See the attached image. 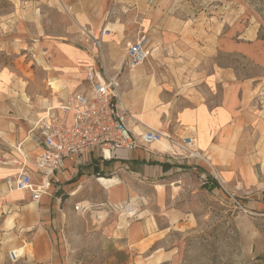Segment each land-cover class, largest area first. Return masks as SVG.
Wrapping results in <instances>:
<instances>
[{
  "label": "rangeland",
  "instance_id": "374dc122",
  "mask_svg": "<svg viewBox=\"0 0 264 264\" xmlns=\"http://www.w3.org/2000/svg\"><path fill=\"white\" fill-rule=\"evenodd\" d=\"M147 5L156 10L161 27L143 34L148 58L135 78L123 67L118 80L128 75L132 95L144 96L149 101L145 107L158 117L165 109L162 103L194 93L193 88L176 87L194 85L215 106L225 92L236 104L240 86H253L242 157L247 155L248 165L259 173L257 163L264 164V42L257 41L256 34L264 22V0H149ZM70 21L44 1L0 0V69L24 74L32 49L38 55L46 42L86 51L79 35L88 30L79 27L78 33ZM167 32L174 36L169 38ZM258 34L264 37V31ZM125 53H120L122 61ZM224 68L232 79L222 77ZM145 82L166 90H147ZM128 90L120 89L123 97ZM174 103L167 127L176 111L188 105L182 98ZM195 148L206 162L191 161L193 169L185 166L158 179L129 178L123 186L112 176L98 178L105 190L95 181L79 188L64 184L60 211L48 231L55 255L63 264H264V181L253 194L210 186L206 169L211 166ZM27 255L31 258L30 250Z\"/></svg>",
  "mask_w": 264,
  "mask_h": 264
},
{
  "label": "crops",
  "instance_id": "0c3cea01",
  "mask_svg": "<svg viewBox=\"0 0 264 264\" xmlns=\"http://www.w3.org/2000/svg\"><path fill=\"white\" fill-rule=\"evenodd\" d=\"M38 1L58 8L71 20L69 27H75L78 33L79 27H85L95 37H100L103 65L110 75L121 70L123 61L120 53L126 52L139 35L150 34L151 30L161 27L160 19H155L156 10L151 8L150 11L148 8L149 0ZM108 25L112 28L109 29ZM103 29L106 32L101 35ZM166 35L169 38L174 36L171 32ZM79 39L82 41L83 37L79 35ZM256 40L264 42L258 38V31ZM39 48L41 52L38 55L32 49L24 74L19 69H0V264H63L55 255L48 231L53 225V215L60 211L66 183L68 186L78 185L77 188L92 181L99 185L98 178L112 176L120 185L126 186L129 178L138 181L154 180L184 170L185 166L193 169L191 161L185 163L181 157L171 158L169 145L167 149L153 144L146 149L118 151L111 161L106 162L100 160L95 150H90L78 166L71 159L65 161V169L55 175L47 194L39 202H31L28 195L21 192H7L3 178L22 170L31 175L34 184H40L41 175L34 164L41 153V138L36 124L48 116H55L57 107L67 96L83 91V71L92 62L90 53L66 44L46 42ZM95 61L97 66H102L98 59ZM116 64H120L119 69L112 70L117 68ZM227 70H222V77L232 79ZM212 75L216 76L217 73ZM51 82L56 89L52 88ZM119 82L121 88L129 87L124 92L126 96L122 97L129 116L128 127L132 132L139 134L152 129L178 139L194 131L196 146L207 156L208 166H211L206 169L207 184L211 186L215 183L220 190L228 187L242 188L251 194L262 187L264 164L257 163L261 164L257 173L253 166L248 165L247 155L242 157L244 123L251 116L250 99L256 92L253 86H240V99L236 104L230 99L231 95L225 92L215 106H211L194 85L184 89L176 87V91L193 88L190 92L194 93L182 97L176 95L174 102L182 98L187 100L188 105L176 111L174 123L167 127L170 124L169 108L175 105L173 101L162 103L165 109L158 117L156 111L145 107L149 101L144 96L132 95L128 75L120 78ZM145 83H148L147 90H166L163 85L155 82L154 85ZM140 98L143 102L136 106L135 101ZM67 120H71V115H67ZM157 123L163 126L162 129H159ZM107 194L110 197L118 196V193ZM28 250L31 258L27 255ZM14 251L21 254L17 259L12 256Z\"/></svg>",
  "mask_w": 264,
  "mask_h": 264
},
{
  "label": "built area",
  "instance_id": "2783aa9c",
  "mask_svg": "<svg viewBox=\"0 0 264 264\" xmlns=\"http://www.w3.org/2000/svg\"><path fill=\"white\" fill-rule=\"evenodd\" d=\"M105 32L103 29L101 35ZM81 36L85 50L92 57L91 64L83 71V91L67 96L57 107L55 116H48L36 124L41 138V153L34 164L41 175L40 184H34L31 175L22 170L3 178L6 191L24 193L31 202L37 203L47 194L55 175L65 169L66 160L71 159L78 166L88 151L95 150L102 162L111 161L118 151L146 149L162 139L171 146V158L206 162L195 148L194 131L186 137L172 139L152 129L135 134L128 127L129 116L123 106L118 76L123 67L130 71L147 60L144 35L127 47L121 70L114 75H110L103 65L100 37H95L89 30ZM97 59L102 66H97ZM67 115H71L70 121ZM75 209L78 210V205Z\"/></svg>",
  "mask_w": 264,
  "mask_h": 264
},
{
  "label": "bare ground",
  "instance_id": "6f19581e",
  "mask_svg": "<svg viewBox=\"0 0 264 264\" xmlns=\"http://www.w3.org/2000/svg\"><path fill=\"white\" fill-rule=\"evenodd\" d=\"M87 33V31L85 30V29H83V32H82V34H86ZM91 33V32H90ZM90 63V62H89ZM119 65L120 64H116V66L117 67H119ZM142 66H138V67H136V68H134V69H132V70H130V74H131V77L132 78H135V75H136V73H137V71H139L138 69H140ZM115 69V67L114 68H112V70H114ZM116 70V69H115ZM122 95V94H121ZM122 96H124V95H122ZM166 137V136H165ZM155 146L157 145L158 147L160 146L161 147V149H167V147H168V145H169V143L166 141V139H162V140H160V141H158V142H155V143H153ZM153 144H152V146H153ZM170 145H169V150H170ZM159 149V148H158ZM159 151V150H158ZM166 151V150H165ZM171 151V150H170ZM129 212L131 213V214H133L134 213V211H131V210H129ZM19 254H20V252H16V251H14L13 253H12V256H13V258L14 259H17V257L19 256ZM21 255V254H20Z\"/></svg>",
  "mask_w": 264,
  "mask_h": 264
},
{
  "label": "trees",
  "instance_id": "16d2710c",
  "mask_svg": "<svg viewBox=\"0 0 264 264\" xmlns=\"http://www.w3.org/2000/svg\"><path fill=\"white\" fill-rule=\"evenodd\" d=\"M260 31H264V22H262L261 24H260ZM260 31H258V33L260 32ZM258 38L260 39V40H264V37H261V36H259V34H258ZM164 168H165V166H163ZM214 185H217V184H215V183H213Z\"/></svg>",
  "mask_w": 264,
  "mask_h": 264
}]
</instances>
